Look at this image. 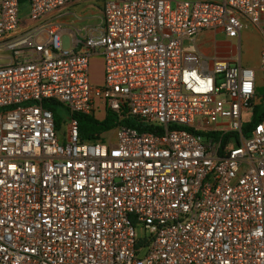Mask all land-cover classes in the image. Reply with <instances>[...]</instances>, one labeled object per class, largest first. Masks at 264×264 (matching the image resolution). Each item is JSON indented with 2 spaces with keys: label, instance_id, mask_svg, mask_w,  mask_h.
<instances>
[{
  "label": "built area",
  "instance_id": "1",
  "mask_svg": "<svg viewBox=\"0 0 264 264\" xmlns=\"http://www.w3.org/2000/svg\"><path fill=\"white\" fill-rule=\"evenodd\" d=\"M87 1L101 25L65 49L57 19ZM20 8L0 0V264H264V47L241 62L264 0H29L26 28ZM205 32L238 60L188 66ZM100 109L113 137L81 142Z\"/></svg>",
  "mask_w": 264,
  "mask_h": 264
},
{
  "label": "rangeland",
  "instance_id": "2",
  "mask_svg": "<svg viewBox=\"0 0 264 264\" xmlns=\"http://www.w3.org/2000/svg\"><path fill=\"white\" fill-rule=\"evenodd\" d=\"M89 3L80 2L70 8V12L65 14L63 17L57 19L60 25L61 30V44L63 48L70 49L73 46V37H77L79 40L82 39V36L79 33V30L84 28L97 29L101 25L102 21V5L96 4L94 6V12H91L87 8ZM21 18L23 20L22 27L26 28L29 26V18L27 17L29 13V3H24L21 5ZM259 30V29H258ZM257 30L251 28L248 31H244L242 34V53H241V62L244 66L255 67L259 64V39L261 37L260 33H256ZM84 34V33H83ZM214 36V35H213ZM224 35L218 34L214 37L209 38L208 40H201L198 46L193 45L187 50V52L194 54H205L209 58L213 59L215 57V47L224 40ZM238 41L234 42L233 45L237 46ZM216 45V46H215ZM234 60H238L237 56V47H235ZM7 60L0 61V64L7 63ZM90 74L92 83L96 86H101L104 81L103 74V58L101 56H95L92 58L90 65ZM262 89L260 88L259 92ZM60 113L66 116L64 110H60ZM97 117L102 119L105 116L103 109H100L97 112ZM113 137V131L106 132L103 135L104 140L111 139ZM136 233L139 238L148 237V232L144 230L142 226L136 228Z\"/></svg>",
  "mask_w": 264,
  "mask_h": 264
},
{
  "label": "trees",
  "instance_id": "3",
  "mask_svg": "<svg viewBox=\"0 0 264 264\" xmlns=\"http://www.w3.org/2000/svg\"><path fill=\"white\" fill-rule=\"evenodd\" d=\"M27 2L29 3V0H20V5ZM54 105L55 107L49 106V108L54 111L56 123L58 127H61V124L63 123L65 116L60 113V110H64L65 112L66 110L60 104H54ZM75 118L79 122V135L81 142L103 141V135L106 132H109L116 127V115L112 113L110 110H107L105 112V116L102 119L98 118L97 115L95 114L93 115L77 114L75 115ZM263 118H264V110L258 109L257 111H255L251 125L258 124ZM125 124L130 125L132 127L136 126V123L132 120L125 121Z\"/></svg>",
  "mask_w": 264,
  "mask_h": 264
},
{
  "label": "crops",
  "instance_id": "4",
  "mask_svg": "<svg viewBox=\"0 0 264 264\" xmlns=\"http://www.w3.org/2000/svg\"><path fill=\"white\" fill-rule=\"evenodd\" d=\"M86 3H89L87 8L90 9L91 12H94L93 8H94V6L96 4H101L99 1H87ZM254 29L257 30L260 33V31L257 28H254ZM257 31H256V33L259 34ZM213 35L215 36V35H218V34L213 33V32H205L202 35H200L198 38H196L195 41L187 42L185 44V62H186V64L188 66H190V67H200V60H199L200 54L190 53V52H187V50L189 48H191L193 45L198 46L200 43H202L201 40H206V39L208 40L209 38L214 37ZM260 35H261V33H260ZM259 40H260L259 41V44H260L259 62H260V52H261L262 48L264 47V39L261 36ZM236 41L237 40H230V39H227L225 37L224 40H222L221 43H219V45L217 47H215V55H218L222 59H227V60L232 59L234 57V55H235V47H237L236 45H233L234 42H236ZM258 66H259V64H258ZM258 66H255V67H252V68H257Z\"/></svg>",
  "mask_w": 264,
  "mask_h": 264
}]
</instances>
